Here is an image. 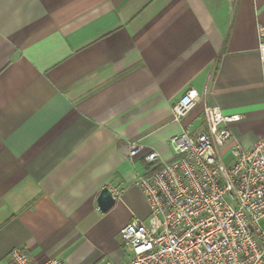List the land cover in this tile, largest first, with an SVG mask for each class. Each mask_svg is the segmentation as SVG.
<instances>
[{
    "label": "crops",
    "instance_id": "1",
    "mask_svg": "<svg viewBox=\"0 0 264 264\" xmlns=\"http://www.w3.org/2000/svg\"><path fill=\"white\" fill-rule=\"evenodd\" d=\"M259 28L264 0H0V260L23 247L36 264H124L119 229L149 214L126 142L170 161L206 106L238 116L222 154L264 136Z\"/></svg>",
    "mask_w": 264,
    "mask_h": 264
},
{
    "label": "built area",
    "instance_id": "2",
    "mask_svg": "<svg viewBox=\"0 0 264 264\" xmlns=\"http://www.w3.org/2000/svg\"><path fill=\"white\" fill-rule=\"evenodd\" d=\"M258 33L264 66V30ZM199 99L195 89L186 90L172 106L173 121L179 123ZM203 113L205 128L181 126L169 138L170 161L142 141L126 142L127 157L141 155L144 162L135 183L149 214L119 229L129 252L124 264H264V136L247 148L231 146L224 161L221 150L232 138L228 122L238 116L217 106ZM0 264L36 263L15 247ZM40 264L66 263L52 257Z\"/></svg>",
    "mask_w": 264,
    "mask_h": 264
},
{
    "label": "water",
    "instance_id": "3",
    "mask_svg": "<svg viewBox=\"0 0 264 264\" xmlns=\"http://www.w3.org/2000/svg\"><path fill=\"white\" fill-rule=\"evenodd\" d=\"M98 208L104 212L112 207L115 203V196L111 192L108 186H104L98 193L96 199Z\"/></svg>",
    "mask_w": 264,
    "mask_h": 264
},
{
    "label": "rangeland",
    "instance_id": "4",
    "mask_svg": "<svg viewBox=\"0 0 264 264\" xmlns=\"http://www.w3.org/2000/svg\"><path fill=\"white\" fill-rule=\"evenodd\" d=\"M227 154H228V153L225 154L226 157H225L224 161H227Z\"/></svg>",
    "mask_w": 264,
    "mask_h": 264
}]
</instances>
